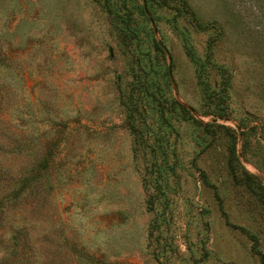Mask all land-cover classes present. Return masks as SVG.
Returning <instances> with one entry per match:
<instances>
[{
    "label": "rangeland",
    "instance_id": "1",
    "mask_svg": "<svg viewBox=\"0 0 264 264\" xmlns=\"http://www.w3.org/2000/svg\"><path fill=\"white\" fill-rule=\"evenodd\" d=\"M168 1L0 0V264H264V0Z\"/></svg>",
    "mask_w": 264,
    "mask_h": 264
},
{
    "label": "trees",
    "instance_id": "2",
    "mask_svg": "<svg viewBox=\"0 0 264 264\" xmlns=\"http://www.w3.org/2000/svg\"><path fill=\"white\" fill-rule=\"evenodd\" d=\"M160 1H163V3L165 4V5H167L168 4V0H160ZM173 1V0H172ZM174 1H177V2H179V4L182 6V7H184V10H185V12L190 16V17H192L193 18V20L196 22V19H195V17L193 16V13H191L190 11H189V9L186 7V5H185V2H184V0H174ZM156 47H157V45H156ZM157 49L158 50H160L158 47H157ZM220 73H221V75H223V72L224 71H219ZM219 103V106H222L223 107V104H221L220 102H218ZM218 106V107H219ZM223 111V109H220V110H218V112H222ZM227 130H229V129H227ZM25 177V176H24ZM19 179V178H18ZM20 179H21V177H20ZM25 179V178H24ZM15 180V179H14ZM13 185H15V184H13ZM9 186V185H8ZM5 190V189H4ZM6 191V190H5ZM1 192H3V191H1L0 190V197H1ZM7 192V191H6ZM8 194H9V192H7ZM8 194H7V196H8ZM5 199V200H4ZM3 203H8V201H7V197H5V195H4V198H0V212H3V208H5L4 207V205H3ZM256 254L257 255H259V257H260V259H261V261H264V255L263 254H261L259 251H256Z\"/></svg>",
    "mask_w": 264,
    "mask_h": 264
}]
</instances>
